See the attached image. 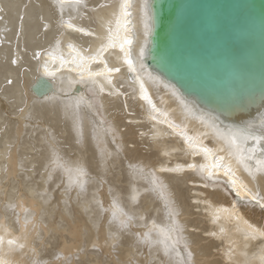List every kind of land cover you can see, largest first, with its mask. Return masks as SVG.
<instances>
[{
  "label": "bare ground",
  "instance_id": "obj_1",
  "mask_svg": "<svg viewBox=\"0 0 264 264\" xmlns=\"http://www.w3.org/2000/svg\"><path fill=\"white\" fill-rule=\"evenodd\" d=\"M148 2L0 0L3 264H264V143L243 162L230 143L261 134L264 70L215 104L182 94L145 52ZM117 28L131 43L97 56Z\"/></svg>",
  "mask_w": 264,
  "mask_h": 264
},
{
  "label": "water",
  "instance_id": "obj_2",
  "mask_svg": "<svg viewBox=\"0 0 264 264\" xmlns=\"http://www.w3.org/2000/svg\"><path fill=\"white\" fill-rule=\"evenodd\" d=\"M148 3L152 27L145 52L182 94L215 104L230 87L257 84L264 70V0Z\"/></svg>",
  "mask_w": 264,
  "mask_h": 264
},
{
  "label": "snow or ice",
  "instance_id": "obj_3",
  "mask_svg": "<svg viewBox=\"0 0 264 264\" xmlns=\"http://www.w3.org/2000/svg\"><path fill=\"white\" fill-rule=\"evenodd\" d=\"M125 9L127 7V0H125ZM124 15H128L127 11L124 12ZM119 24V21L117 22ZM71 26V25H70ZM108 40V44L107 46L102 45L100 51L97 53V56L102 55L103 51L106 50V47H114L116 46V44L119 43L120 41V37H119V28H117L116 32L113 33L111 29H109V35L107 37ZM123 43H119V46L121 47V49H124V45L131 43V41L127 38L124 37L123 38ZM69 47H72L71 45H69ZM77 57L79 59V62L84 63L86 62L85 57L80 56L79 53H77V56L73 58V62H77ZM96 56H93L92 59H96ZM62 59V58H61ZM125 61L128 64L130 70L135 71V68L133 66V63L131 61V59H129V53L127 51H125ZM63 63V60H62ZM45 71L47 72V68H45ZM108 71H119V69H108ZM98 73H92V72H88L89 76H93V75H97ZM83 75V73H82ZM141 88L143 89V84L141 83ZM143 98L146 100H149V103H151L150 98L148 97L147 93L145 92L143 95ZM154 107V106H153ZM251 126H249L250 128ZM242 137V139L240 140V142H237V136ZM248 140H255L257 142V144H261L264 143V121H261V134L256 136V135H252L250 133L249 130L246 129H239V130H235L231 132V136H230V143L233 146V150L235 152V154L237 155V158L243 162V155L245 152V148L244 145ZM205 151H210L208 149H205ZM254 152V149H249L248 153H249V158H250V154ZM262 155H264V151H262ZM220 160H222V158H218L217 161L215 163H213L212 165H210V168H219L220 167ZM257 164L261 167L264 168V159H261L259 161H257ZM249 171L251 172V170L249 169ZM224 173L225 175L229 176L230 180H231V184L233 189L236 190L237 195L240 196L242 193H247L250 198L252 200H256L257 196L256 194H252L250 192H248L246 185H244L242 182L238 183L237 179L234 178L235 174L231 171L230 166H224ZM209 175H212V172L209 170L208 171ZM261 207H264V204H261ZM9 243H12V241H9ZM0 264H3L2 261H0Z\"/></svg>",
  "mask_w": 264,
  "mask_h": 264
}]
</instances>
